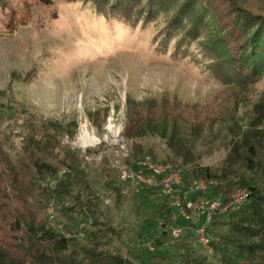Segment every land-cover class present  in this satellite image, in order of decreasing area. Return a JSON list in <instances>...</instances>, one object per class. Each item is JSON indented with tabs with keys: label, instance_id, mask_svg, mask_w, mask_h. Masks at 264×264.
<instances>
[{
	"label": "rangeland",
	"instance_id": "rangeland-1",
	"mask_svg": "<svg viewBox=\"0 0 264 264\" xmlns=\"http://www.w3.org/2000/svg\"><path fill=\"white\" fill-rule=\"evenodd\" d=\"M207 17L205 31L212 26ZM229 19L222 24L233 23ZM163 20L132 28L96 13L90 2L0 0L1 144L17 155L29 112L38 116V126L41 120L62 125L60 139L85 157L89 181L113 224L123 227L126 254L139 250L147 256L152 236H161L159 208L166 196L163 190L152 195L130 167L132 143L152 152L155 161L177 166L183 156L172 147H180L191 159L183 167L218 168L230 150L249 142L264 156V74L238 83L208 70L197 41L206 33L181 57L173 55V41L165 51L156 36ZM164 93L196 108H181L163 132L155 123L143 136L123 137L126 99L139 102ZM104 168L114 173L123 193L118 208L103 186ZM186 196L191 199L192 193ZM152 252L173 254L162 264L181 260L167 243Z\"/></svg>",
	"mask_w": 264,
	"mask_h": 264
},
{
	"label": "trees",
	"instance_id": "trees-1",
	"mask_svg": "<svg viewBox=\"0 0 264 264\" xmlns=\"http://www.w3.org/2000/svg\"><path fill=\"white\" fill-rule=\"evenodd\" d=\"M70 1L90 2L96 13L117 17L132 28L163 17V27L156 35L158 44L167 51L173 41L171 50L178 57L189 52L192 43L206 33L205 39L197 40L205 53L206 68L222 79L251 83L264 74V0ZM223 1L226 3L221 8ZM206 17L212 25L208 31L204 30ZM228 17L233 23L222 24ZM189 107L196 108L194 103L176 95L170 98L165 93L139 102L128 97L121 135L126 139L143 136L155 123L163 132L181 108ZM36 118L29 112L27 132L15 157L0 139V264H162L173 254L165 257L152 251L165 243L181 254L178 264H264V156L257 152L254 143L230 150L218 168L197 164L183 167L191 160L188 153L172 147L183 156V162L178 164L182 191L194 178L216 181L206 191L192 193L195 203L202 196L214 195L225 201L237 188L249 192L239 207L213 217L209 232L213 257L195 244L186 221L176 215L167 196L160 204L162 230L161 236H152L153 249L147 251V256L139 254V250L126 254L123 227L113 224L98 188L89 181L85 157L62 142V125L41 120L38 126ZM146 155L155 159L139 144L130 145L128 161L136 173H147L137 165ZM103 172V186L114 194V206L118 208L123 193L114 173L109 168ZM53 178L56 180L50 184ZM144 185L152 195L162 191L159 185ZM50 205L56 221L62 223L61 229L48 220ZM173 227H182L178 237L171 236ZM79 231L83 236H78Z\"/></svg>",
	"mask_w": 264,
	"mask_h": 264
},
{
	"label": "built area",
	"instance_id": "built-area-1",
	"mask_svg": "<svg viewBox=\"0 0 264 264\" xmlns=\"http://www.w3.org/2000/svg\"><path fill=\"white\" fill-rule=\"evenodd\" d=\"M137 165L141 170H148L147 173H138L137 176H139L140 180L147 186H161L176 215L186 221L192 240L207 256L213 257L214 252L211 247L209 234L213 217L239 207L248 198V190L237 188L225 201L220 196L214 195L211 197L202 196L195 203L193 199H189L186 195L206 191L209 187L216 185L215 180L194 178L186 190L182 191L180 189L181 173L177 164L158 162L153 160L151 156L146 155L137 161ZM61 173L62 171L58 174L60 175ZM55 180L56 178H53L50 184H53ZM47 215L53 226L59 229L62 228V223L56 221V213L52 205L48 206ZM82 225L84 223L80 224V227ZM181 232L182 227H173L171 236L174 238L178 237ZM78 236H83V233L79 231ZM149 249H153V247L150 245Z\"/></svg>",
	"mask_w": 264,
	"mask_h": 264
}]
</instances>
